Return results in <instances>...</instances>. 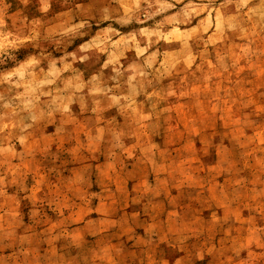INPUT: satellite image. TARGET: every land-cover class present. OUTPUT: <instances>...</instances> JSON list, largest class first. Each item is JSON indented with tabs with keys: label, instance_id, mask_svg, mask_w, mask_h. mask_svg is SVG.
Listing matches in <instances>:
<instances>
[{
	"label": "rangeland",
	"instance_id": "obj_1",
	"mask_svg": "<svg viewBox=\"0 0 264 264\" xmlns=\"http://www.w3.org/2000/svg\"><path fill=\"white\" fill-rule=\"evenodd\" d=\"M0 264H264V0H0Z\"/></svg>",
	"mask_w": 264,
	"mask_h": 264
}]
</instances>
